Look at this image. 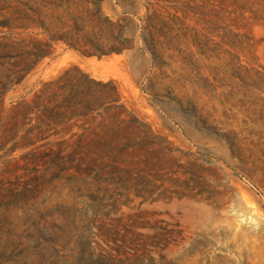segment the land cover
Masks as SVG:
<instances>
[{"label": "rangeland", "instance_id": "1", "mask_svg": "<svg viewBox=\"0 0 264 264\" xmlns=\"http://www.w3.org/2000/svg\"><path fill=\"white\" fill-rule=\"evenodd\" d=\"M0 264H264V0H0Z\"/></svg>", "mask_w": 264, "mask_h": 264}]
</instances>
